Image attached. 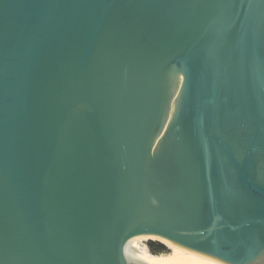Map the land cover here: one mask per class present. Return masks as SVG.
<instances>
[{
    "label": "water",
    "instance_id": "95a60500",
    "mask_svg": "<svg viewBox=\"0 0 264 264\" xmlns=\"http://www.w3.org/2000/svg\"><path fill=\"white\" fill-rule=\"evenodd\" d=\"M140 235L264 264V0H0V264Z\"/></svg>",
    "mask_w": 264,
    "mask_h": 264
},
{
    "label": "bare ground",
    "instance_id": "6f19581e",
    "mask_svg": "<svg viewBox=\"0 0 264 264\" xmlns=\"http://www.w3.org/2000/svg\"><path fill=\"white\" fill-rule=\"evenodd\" d=\"M139 237H140V240L142 242H144L146 240H149V239H154V240H157V241H161L167 248H169V251L164 252L165 254H170V255H174V256L188 258V259L196 262L197 264H206V263L200 261L199 259L193 257L189 253L185 252L181 248L177 247L173 243L169 242L168 240H165V239H162V238H159V237H156V236H150V235H140Z\"/></svg>",
    "mask_w": 264,
    "mask_h": 264
},
{
    "label": "trees",
    "instance_id": "16d2710c",
    "mask_svg": "<svg viewBox=\"0 0 264 264\" xmlns=\"http://www.w3.org/2000/svg\"><path fill=\"white\" fill-rule=\"evenodd\" d=\"M148 249L151 252H166V246L158 241L150 240L147 243Z\"/></svg>",
    "mask_w": 264,
    "mask_h": 264
},
{
    "label": "rangeland",
    "instance_id": "374dc122",
    "mask_svg": "<svg viewBox=\"0 0 264 264\" xmlns=\"http://www.w3.org/2000/svg\"><path fill=\"white\" fill-rule=\"evenodd\" d=\"M148 241H149V240H146V241H144V242H145V244H147V243H148ZM166 249H167V251H169V248H167V247H166ZM167 251H166V252H167Z\"/></svg>",
    "mask_w": 264,
    "mask_h": 264
}]
</instances>
